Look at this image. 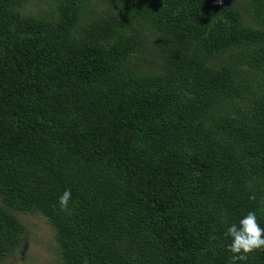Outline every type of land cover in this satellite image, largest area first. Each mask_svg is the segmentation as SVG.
<instances>
[{"label": "trees", "instance_id": "16d2710c", "mask_svg": "<svg viewBox=\"0 0 264 264\" xmlns=\"http://www.w3.org/2000/svg\"><path fill=\"white\" fill-rule=\"evenodd\" d=\"M249 211L264 228V0H0V264L27 214L57 264H232Z\"/></svg>", "mask_w": 264, "mask_h": 264}, {"label": "rangeland", "instance_id": "374dc122", "mask_svg": "<svg viewBox=\"0 0 264 264\" xmlns=\"http://www.w3.org/2000/svg\"><path fill=\"white\" fill-rule=\"evenodd\" d=\"M38 6V3L31 4L29 12L35 13ZM23 221L29 229L30 238L3 264H57L54 258L55 241L52 227L39 214H27Z\"/></svg>", "mask_w": 264, "mask_h": 264}, {"label": "clouds", "instance_id": "9594fccd", "mask_svg": "<svg viewBox=\"0 0 264 264\" xmlns=\"http://www.w3.org/2000/svg\"><path fill=\"white\" fill-rule=\"evenodd\" d=\"M71 198V189H65L59 197L62 210L68 209ZM225 235L232 238L228 245V251L233 254L231 257L232 264H236V261L247 260L248 254L257 249H264V228L259 225L253 211H249L243 216L238 225L236 223L231 224Z\"/></svg>", "mask_w": 264, "mask_h": 264}]
</instances>
